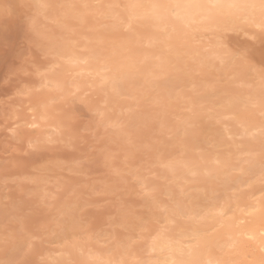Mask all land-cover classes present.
Returning a JSON list of instances; mask_svg holds the SVG:
<instances>
[{
  "label": "snow or ice",
  "instance_id": "1",
  "mask_svg": "<svg viewBox=\"0 0 264 264\" xmlns=\"http://www.w3.org/2000/svg\"><path fill=\"white\" fill-rule=\"evenodd\" d=\"M24 7L31 10L26 23L34 29L39 18L49 19L53 6L48 0H32ZM55 7L62 10V17L77 21L81 28L78 30L66 25L67 35L62 41L45 50L44 54L50 60L47 65L41 66L44 67L43 72H40V67H37V72L46 81L45 86L55 94L47 102L32 108V123L25 122L24 125L10 129L12 135L3 138V152L8 154L11 146L8 141H15L18 146L24 147V133L19 129L26 126L40 128L42 131L35 139L28 137L25 154L34 155L50 146H58L69 153L70 158H57L36 169L35 175L26 176L22 180L6 172L0 174V245L11 246L15 253L7 259H0V264H25V258L35 250L42 238L50 234L99 238L100 233H89V217L108 207L114 210V214H109L106 219L112 231L104 233V239L115 236L117 230H133L132 234L126 241L118 243V259L111 256L102 259L93 249L86 248L78 240L73 241L71 248L84 258V264H141L129 258L137 242L155 231L152 246L157 247V242L166 239L178 218L191 225L212 218L221 228L229 230L225 232L226 239L221 248L234 249L236 241L230 231L232 224L228 213L231 208L228 201H222L214 191L200 189L206 201L204 206H192L190 199L188 203L175 200L170 193L166 194L168 202L165 203L155 198L156 186L150 182L149 177L155 168L165 169L175 176L179 166L192 177L203 174L215 178L214 174L219 170H224L226 177L236 171L241 174L248 172L264 186V161L255 165L251 160H246L244 163L249 165L246 169L240 167L238 161L230 169H225L221 158L225 148H231L238 138L243 139L248 134V127L240 118L242 112H258L262 120L260 135L264 137V65L260 68L247 66L243 55H234L224 50L223 42L219 39L205 49L207 55H201L198 49L181 54L173 45L174 40L179 42L182 39L177 26L183 28L184 38L193 31H218V27L213 24L216 16L236 15L245 7L249 11L240 19L264 32V20L257 16L258 11L264 12V0H247L246 4L241 3V0H127L126 3L108 4L60 3ZM0 12L11 15V10L0 9ZM93 12L112 23L85 27L87 15ZM149 19L154 21L155 30L164 39L158 41L149 37L145 43L139 36L137 27ZM103 32L123 33L128 39L108 38ZM133 37L142 47L151 48L158 43L166 46L169 54L176 53L175 62L165 55L145 56L139 62L150 63L147 72L129 71L136 63L131 56L126 55ZM117 54L121 56L118 64L114 63ZM90 63L99 66L94 78L99 81L98 87L104 95L103 104L97 105L92 111L95 129H84L91 136V142L87 137L70 131L68 119L53 115L57 103H68L71 100L74 111H79L76 104L78 99L81 106L86 103L85 98L80 96L81 88L77 80L84 73L76 69ZM241 68L252 73L251 80L241 75ZM50 74L57 78L50 79ZM133 80L143 81L139 85L141 96L153 111L139 112L140 100L131 95L126 86L127 82ZM113 100L134 101L121 105L122 115H128L126 123L109 119V106ZM172 104H179L184 115L178 118L174 130L160 122V135L166 134L168 140L176 141L173 147L178 148L182 154L186 147L184 138L193 134L199 121H206L209 126V134L203 142L206 147H200L197 143L194 151L202 160L207 158V164L194 167L184 160L165 159L163 153L158 152L148 168L130 167V158H135L137 153H153L154 144L157 143L155 139L141 140L136 134L151 128L158 122L161 112ZM36 114L43 123L35 122ZM101 128L104 129V135L99 134ZM110 130L125 149L123 160L119 163V153L110 146L113 143ZM8 163L0 161V166L6 168ZM25 183L33 187L25 189ZM224 183L228 187L232 186L227 180ZM9 185H16L18 196L7 191ZM129 186L149 202L151 218L138 217L126 206L124 195ZM181 195H186L183 188ZM254 212L261 222L254 231L247 234V239L256 241L264 251V197ZM52 225L58 231L53 230ZM215 232L202 234L198 230L194 231L188 238L189 254L191 249L201 244L206 235ZM41 264L58 262L42 257ZM172 264L176 262L173 260ZM195 264H224V261L209 255Z\"/></svg>",
  "mask_w": 264,
  "mask_h": 264
},
{
  "label": "rangeland",
  "instance_id": "2",
  "mask_svg": "<svg viewBox=\"0 0 264 264\" xmlns=\"http://www.w3.org/2000/svg\"><path fill=\"white\" fill-rule=\"evenodd\" d=\"M124 1L125 0H90L88 3L108 4L114 2L124 3ZM55 3L80 4L82 2L81 0H55ZM19 4L20 0H4V3H0V9L11 10V15H9L10 18L6 19V21H0V161H9L6 168L0 166V174L6 172L11 177H16L22 180L26 176L35 175L36 169L40 168L42 165L54 161L57 158H70V154L66 153L58 146H50L46 150L38 152L34 155L25 154L24 148L27 146L28 137L31 136L32 139H35L41 132H29L25 130L24 127L20 128L19 130L24 133L25 137L24 147L22 148L18 146L15 141H8L11 146L8 148L7 155H5L3 152V138L5 136H11L12 133L10 129L16 128L17 125H20L22 120L26 118L25 106H27L29 100L38 99L40 94H42L43 87L39 85L41 76L37 72V67H40V72H43L44 67L41 66L47 65L48 61L50 60V57L45 56V50L57 45L62 41V39L67 35L65 28L66 25L76 27L78 30L81 28V26L77 21L72 20L71 18L62 17V10L56 8L55 10H51L49 12L48 20H45L42 17L40 18V23H38L35 31H29L26 27L25 31L28 33L27 37V34L19 28L17 23ZM55 13H57V15ZM111 23V20L104 19L102 16H99L93 12L87 15L85 27H100L102 25ZM142 27L143 25L141 24L137 27L136 31L138 29L141 30ZM102 34L108 38L123 40L128 39V37L123 33L103 32ZM211 34L212 31H193L189 35L190 43L194 47H197L201 53H206L205 49L209 47ZM183 42H176L175 46L181 49L182 47L180 45L183 44ZM129 47L131 51H134L133 54L135 56H141L142 53L151 49H155L154 47H142L135 40H132V42L129 44ZM77 51H80V49H77ZM180 53L183 54V50H180ZM147 67H151L150 64H147ZM240 70L241 75H243L245 79H252V73L247 72V70L244 68H241ZM82 71L85 75L87 73V77L82 75L78 77L77 80L80 81V96L85 98L86 103L81 106L80 100H77V107L79 108V111H74L73 107L68 103H57L54 106L55 111L53 115L57 118L68 119L69 123L73 127V132L87 137L88 141L91 142V136H89V134L85 132L84 129L86 127H92L95 129L92 111L97 105L103 104L104 95L98 87L99 81L94 83L96 80L94 78V74L89 75V73H92L91 71ZM5 81H8V83H5ZM142 83L143 82H141V84ZM141 84L138 82V80H133V82H131L127 88L129 89L131 86V89L128 91L130 94L134 92V94L131 95H134L140 100L139 112L148 113L153 111V109L144 101L141 96V90L139 87ZM161 84L163 83L161 82ZM48 91L51 92H48L49 95L55 94L50 88ZM127 103H134V101L113 100L109 106L108 117H115L116 119L118 118L126 123L128 120V115L126 113L122 115L121 105ZM252 111L250 113H252L258 123H262L258 112L256 110L253 112ZM162 113L164 114V117L168 119L164 122V124L169 129L173 130V125L176 126L178 118L184 115L181 112V107L179 104L170 105L165 111L161 112L160 115H163ZM16 121L19 122L17 123ZM160 121L161 117L159 116L158 122L155 123L151 128L136 134L141 140L155 139L157 143L154 144L155 151H153V153H137L135 158H130L128 161V165L130 167L148 168L154 162L155 156L158 154V152H162L165 159H175L183 154H181L178 148L173 147V144L176 141L168 140L166 134L160 135ZM5 125H7V127H5ZM98 131L100 135H104V129L101 128ZM194 131L195 134L193 137H196L197 139L196 144L199 143L200 147H206L203 142L206 135L209 134V126L207 122L204 120L199 121V126ZM255 133L259 137V140L255 139L254 137L252 138V136L244 137L245 139H250L251 141L253 140L252 148L246 146L244 138H238L237 140H240L241 142H236V144L231 148H225L223 150V155L230 157L232 165H236L239 161V166L246 169L247 163H244V161L248 160V157L251 158V156L255 160V165H258L260 162L264 161V137H261L259 131H256ZM109 134L113 136V143L110 146L114 151L119 153V163L123 160V152L125 150L124 146L121 142H119L115 135L112 134L111 130ZM159 141H162L163 143L161 144ZM247 147L252 151L245 149L243 150V148ZM185 148H187L188 152L190 151L194 154H198L196 151H194V146L188 145ZM197 177L198 176L192 177L186 174L187 179L174 182L168 176V174H166L165 169L155 168L153 169L149 179L150 182L156 186V191L154 193L155 198L160 199L165 203L168 202L166 194L170 193L175 200L178 198V196H181V185L190 187V191L193 193L189 196L192 206H204L206 203L204 199V193L199 191L200 189H204L209 192L214 191L219 195L222 201H228L231 208V211L229 212L230 216H237L241 214L242 210L248 204V201L254 199L261 200V198L264 197V186L258 183L255 180V177H252L248 172L241 174L240 171H236L232 172L227 177L225 176V179L213 178L211 181L207 182L201 181L199 178L198 180ZM225 180H227L232 186H226L224 183ZM204 183L205 185L203 187ZM200 184V188H195L196 185L200 186ZM24 187L25 189H28L33 187V185L25 183ZM7 191H10V193L14 196L19 195V189L16 187V185H9V189ZM194 193L197 194V196H195ZM124 200L126 206L136 216L144 219L151 218L152 211L150 209L149 202L138 196L131 186H129L128 192L124 195ZM109 214H114V210L110 207L105 208L100 213L89 217V233H100L99 238L96 237L95 242L90 243L92 246L95 245L94 243L99 244L100 246H110V244L113 245L116 240L122 242L126 241V238L132 234L133 230H130L129 232L117 230L115 236L107 240L104 239V233H109L112 231V229L106 223V219ZM41 219L43 220V217ZM181 225L183 226L185 224ZM52 228L53 230L58 231L55 229V225H52ZM183 229V227L178 225L176 227L170 228V233L177 234ZM155 233L156 232L153 231L150 235L146 234V238L144 240L137 242L136 246L131 252L135 255V257H131L130 259H133L134 261H143L150 259L151 256H154V251L147 250V243L149 238ZM50 236L52 239L48 247L52 256L50 254L48 257L52 260H56L55 257H57L63 251L62 249L67 244L71 245L73 241L78 240L80 241L79 243L84 245L88 244L86 239V237H88L87 235H84L82 238L79 235L74 237L71 234H68L67 236L50 234ZM99 239L101 242H96ZM215 250L218 252L220 257L227 256L226 253L220 251V248L215 247ZM14 255L15 253L12 251L11 246L4 247L3 245H0V259H7Z\"/></svg>",
  "mask_w": 264,
  "mask_h": 264
},
{
  "label": "bare ground",
  "instance_id": "3",
  "mask_svg": "<svg viewBox=\"0 0 264 264\" xmlns=\"http://www.w3.org/2000/svg\"><path fill=\"white\" fill-rule=\"evenodd\" d=\"M89 1L90 0H81L82 3H88ZM126 2H127V0L124 1V3H126ZM55 14L57 15V13H55ZM55 14H54V16H55ZM142 25H143L142 29L141 30L138 29L137 33L143 39L144 42H147V39L149 37L156 39L158 41L164 39L163 35L160 32L155 30V28L153 26L154 21H152L151 19L143 22ZM177 32L182 37L181 41H179V42L182 43L184 41L183 44L186 45L185 47H182L181 49L179 47L177 48V46H175V43L177 41L174 40L173 45L179 51L183 50V54H184V52H190L193 49H198L197 47H194L190 43V40H189L190 36L189 35L191 33L188 34V36L186 38H184V32H183V28L181 26H177ZM132 40H135V38L133 37ZM51 43H53V42H51ZM154 48L155 49H151V50H148V51L142 53L141 56H135L133 54L134 51H131L130 47L128 45V51H127L126 55L131 56L133 58V60L136 61L134 67L130 68L129 71H132L135 73L147 72L150 69V67H147V64L139 62V61H142L145 56L151 57V56L165 55V56H168V58L172 62H175V60H176V53L175 52L169 54L167 52L166 46H162L159 43ZM200 53H201V51H200ZM207 54H208L207 52L201 53V55H207ZM120 61H121V56L119 54H117L114 57V63L118 64ZM80 70L91 71L92 74L95 75V73L99 70V66L95 63H90L88 65H83L80 69H76V71H80ZM240 72H241V70H240ZM86 75H87V73H86ZM49 78L50 79H56L57 77L50 74ZM97 81L98 80H95L94 83ZM131 82H133V81L127 82L126 86H129V84H131ZM138 82H140V84H141V82H143V81L138 80ZM78 83L80 84V81H78ZM45 84H46V81L41 79L39 85H41L43 87L42 88V90H43L42 94H40V97L38 99L29 100V102L27 103V106H25L26 118H24L23 120L21 119L22 125H24L25 122L32 123L33 122V115H34L32 108L42 105L43 103L48 101L50 96H52V94H50V95L48 94L49 87H46ZM160 88L163 89V84L160 85ZM129 89H131V86ZM49 93H51V92H49ZM131 94H134V92ZM251 111L252 110H248V111H246V113L242 112L240 118L246 123V125L248 127V134L246 136H252V138L254 137L255 139L259 140V137L257 136V134L255 132L256 131L260 132V128H261L262 123H258L256 118L252 115V113H250ZM253 111H255V110H253ZM36 115H37V119L35 122L37 124L43 123L42 121L39 120L38 114H36ZM160 117H161L160 122L164 123L165 121L168 120L167 118L164 117V114L160 115ZM114 118L109 117V119H111L113 121L120 120L118 118L117 119L116 118L114 119ZM16 122L18 123L19 121H16ZM176 125H177V123H176ZM175 127L176 126L173 125L174 129H175ZM24 129L29 131V132L36 131V132L40 133L42 131V129H40V128L33 129V128L26 127V126L24 127ZM194 132L192 135H189L188 137L184 138V141H185L184 143L186 144V146H188V145L194 146L196 144L197 139H196V137H193L195 134ZM260 140H261V138H260ZM244 141H245L246 146L251 147V148L253 147V142H252L253 140L251 141L250 139L244 138ZM236 142H241V141L237 140ZM248 147L243 148V150L245 149V150L252 151ZM185 149L186 150L183 152V154L181 156H179L173 160H184V161L189 162L190 165H192L194 167L195 166L204 167L207 164V158L202 160L200 158L199 154H194L190 151L188 152L187 148H185ZM223 152L224 151L221 152V158L224 161L225 169H230L232 166V161H231L229 156L223 155ZM206 157H207V154H206ZM247 159L251 160L253 162V164H255V160L253 159L252 156H251V158L248 157ZM248 167H249V165L247 164L246 168H248ZM165 171H166V174H168V176L174 182H176L178 180H182V179H187L186 178V170L183 167L178 166L176 168L175 176H173L167 170H165ZM214 177L220 178V179H225L224 170L217 171L214 174ZM198 178L204 182L211 181V179H213V178L204 176L203 174L198 175L197 179ZM204 185H205V183L203 184V187H204ZM197 187L200 188L201 184H200V186L199 185L195 186V188H197ZM181 188H183L184 193L186 195L178 196V198H176V200H180L184 203H188L189 199H190L189 196L193 193H191L190 187H185V186L181 185ZM181 188H180V191H181ZM194 195L197 196V194H195V193H194ZM259 201H260L259 199H254V200L248 201L247 202L248 204L242 210V213L237 215V216H233V215L230 216L228 213V216L231 218V224H232L230 231H231V233L234 236L235 241H236L234 249L229 250L227 248H224V249L221 248V245L224 243V240L226 239L225 232L229 231V230L221 228L220 225L216 221H214L212 218H208L207 220L201 221L200 224H198V225H191V224H185L183 226L180 225V227H183L184 229L181 230L177 234L170 233V231H169L166 235V239L164 241H158L157 247H155V248L152 245H153V238L156 236V233L153 234L148 240L147 250L154 251V256H151L150 259H148V260H143V261H138V262H141V264H144V263H147V264H172V261L174 260L176 262V264H195L196 261H198L200 259H204V258L208 257L209 255H211L213 257H219L222 261H224V264H227V263L228 264H262V261H264V251L261 250V247L259 246V244L256 241L247 239V234H250L252 231H254L258 227L259 223L261 222L259 216L257 214H255V212H254V208L259 206ZM197 230L199 232H201L202 234L212 233L214 230L216 232L210 236L206 235L205 239L201 242V244L198 247H194L193 249H191V253L189 254V249L187 247L188 238L190 237V235L194 231H197ZM242 233H244V235H241ZM87 238L88 237H86V239ZM99 241L101 242L100 239L97 240L96 242H99ZM116 241H118V242H116ZM116 241L113 243V245L110 244V246H100L99 244H96V243H94L95 244L94 246H92L90 243H88L86 245L83 244V245L86 248H92L93 251L97 255H99L102 259H108L110 256L118 259L119 254H120V250L118 248V243H120L122 241H119V240H116ZM215 247L220 248V251L226 253L227 256L220 257V255H218V252H216ZM69 249H72L71 245L67 244L62 249L63 251L62 250L61 251L63 252V254H65L66 251ZM62 252L57 257H55L56 260H59L62 258V255H61ZM131 252L129 253V258L135 257V255ZM77 254H78V252H77ZM51 256H52V254H51Z\"/></svg>",
  "mask_w": 264,
  "mask_h": 264
},
{
  "label": "clouds",
  "instance_id": "4",
  "mask_svg": "<svg viewBox=\"0 0 264 264\" xmlns=\"http://www.w3.org/2000/svg\"><path fill=\"white\" fill-rule=\"evenodd\" d=\"M32 0H20L19 14L17 18L18 26L23 30L28 37V33L25 31L26 27L29 31H35L40 18L35 24L33 29L26 23L27 17L30 15L31 10L24 5L30 4ZM49 4L53 7L50 9L55 10L57 5L55 0H48ZM0 3H4V0H0ZM241 3L246 4L247 0H241ZM7 10V9H5ZM249 9L245 7L236 15H219L216 16L213 24L218 27V31H212L210 36V43L215 42L217 39L221 40L224 45V50L234 54L243 55L247 61V66H255L260 68L264 65V32H260L254 25L244 23L240 17L246 15ZM259 19L264 20V12L257 13ZM9 15L0 12V21H6L9 19ZM255 33L254 36L251 34ZM78 101H76L77 104ZM68 104L73 107V103L69 100ZM70 131L73 132V127L70 124ZM43 216H41L42 218ZM181 224H188L183 219H177L175 224L171 226L176 227ZM52 237L50 235L45 236L37 244L35 250L25 258V264H41L42 257L50 256V249L48 245L51 242ZM96 237L87 238L88 243L95 242ZM92 249V248H91ZM58 264H84V258L81 257L73 249H69L62 256L61 259L57 260Z\"/></svg>",
  "mask_w": 264,
  "mask_h": 264
}]
</instances>
